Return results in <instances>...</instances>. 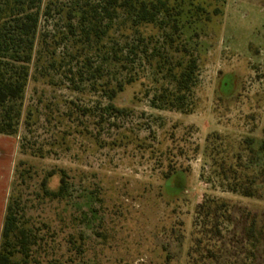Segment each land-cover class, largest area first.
I'll use <instances>...</instances> for the list:
<instances>
[{"label": "rangeland", "instance_id": "374dc122", "mask_svg": "<svg viewBox=\"0 0 264 264\" xmlns=\"http://www.w3.org/2000/svg\"><path fill=\"white\" fill-rule=\"evenodd\" d=\"M165 1L180 37L140 26L153 53L129 57L138 79L110 101L100 85L124 81L122 64L102 63L97 45L66 29L57 11L70 0H42L9 191L35 235L31 264H211L212 254L264 264V241L254 248L245 233L256 220L252 243L264 237V0ZM138 38L119 13L104 42L126 57ZM184 45L198 58L187 108L154 106L174 84L153 55L176 62ZM110 102L126 112L107 111ZM9 145L0 136V170ZM63 177L66 191L47 196L43 180L58 192ZM205 203L221 209L207 218Z\"/></svg>", "mask_w": 264, "mask_h": 264}, {"label": "trees", "instance_id": "16d2710c", "mask_svg": "<svg viewBox=\"0 0 264 264\" xmlns=\"http://www.w3.org/2000/svg\"><path fill=\"white\" fill-rule=\"evenodd\" d=\"M41 2L42 0H0V134L3 135H16L23 116V100L30 78L40 25ZM51 4L48 6L47 13L49 14L51 13ZM170 11L165 0H99L98 2L70 0L57 13L65 17V27L71 34L79 35L80 41L83 43L97 45L102 63L115 64L117 62L122 64L121 67L127 73L124 81H117L115 86H110L109 82L100 85L103 87L104 95L113 101L118 93L123 91L125 85L134 83L138 79L137 72L129 70L125 64L128 63L129 57L132 54L138 56L141 53L144 58H148L153 53L151 52L149 55V38L141 36L140 26L155 25L163 31L166 30V26H170L172 31L179 33L180 37L179 24L177 22L172 24L168 21V17L171 16ZM119 13H124L131 20L133 29L139 34L138 42H141L138 46H127L129 54L126 57L120 55L123 51L122 48L114 46V48L106 49L104 42ZM75 19L78 20L77 26L72 23ZM173 35V32L164 33L165 43L171 47L175 42ZM66 38L67 36H65ZM176 52L181 54L177 61L162 60L164 64L161 61L163 57L158 56L159 54L153 55L159 58L160 65L167 67L165 78H170L174 87L163 86L152 99V104L158 105L160 108L184 111L196 83L198 58L187 45L182 46L181 49L178 48ZM88 61L90 60L85 61V67L90 66L93 69L91 62ZM94 71L92 78L97 75L101 76L103 70L101 71L99 66ZM106 110L126 112L125 108H117L111 102L107 105ZM35 117L34 110L28 108L24 118V125L27 129H31L35 123ZM168 177L170 176L167 175ZM42 185L47 196L58 197L66 191L64 177L60 181L58 192L48 190L46 179L43 180ZM246 195L248 194L246 193ZM215 206V211L218 214L217 211L221 208ZM202 208L206 209L207 218L215 213L211 211L213 203H205ZM216 213L215 215H217ZM252 224L245 230L246 240L251 243L252 247L257 248L264 241V237L258 238V245L255 244V241L252 243V239H255L256 220ZM34 239V233L20 223L19 202L11 196L3 222L0 264H31ZM215 255L208 256L212 260L211 264H228L227 261L221 262V256Z\"/></svg>", "mask_w": 264, "mask_h": 264}, {"label": "crops", "instance_id": "0c3cea01", "mask_svg": "<svg viewBox=\"0 0 264 264\" xmlns=\"http://www.w3.org/2000/svg\"><path fill=\"white\" fill-rule=\"evenodd\" d=\"M0 136L2 137V139L5 138L7 139V141H9L10 144L9 147L10 148L12 147V151H13V158L11 159V161L7 165L3 166L4 169L0 170V192L4 193L2 194L3 196L0 197V204L7 209L10 185L12 181V167L17 157V148L14 137L3 134H0ZM2 229H3V222H1L0 220V232ZM0 241H1V235H0Z\"/></svg>", "mask_w": 264, "mask_h": 264}]
</instances>
